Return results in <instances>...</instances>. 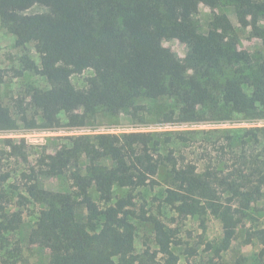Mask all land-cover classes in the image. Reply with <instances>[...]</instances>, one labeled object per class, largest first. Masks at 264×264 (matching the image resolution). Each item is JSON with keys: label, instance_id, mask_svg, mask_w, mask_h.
<instances>
[{"label": "trees", "instance_id": "obj_1", "mask_svg": "<svg viewBox=\"0 0 264 264\" xmlns=\"http://www.w3.org/2000/svg\"><path fill=\"white\" fill-rule=\"evenodd\" d=\"M229 1L240 25L251 26L253 34L264 39V0ZM200 3L213 10L207 33L195 17ZM219 3L0 0L1 25L26 51L23 71L49 84L31 86L25 97L17 98L14 109L0 96V124L10 131L52 132L77 127L98 109L145 121L146 107L137 100L162 97L178 104L162 113L166 124L226 122L237 116L264 120V53L252 62L241 57L237 28L227 14L215 12ZM37 4L49 10L27 13ZM171 39L186 44L184 58L163 45ZM31 43L41 64L29 54ZM86 70L93 71L88 86L76 87L72 77ZM235 131L243 132L241 151L233 147ZM222 132L227 133L229 148L218 150L215 157L212 152L206 155L204 167L169 146ZM262 134L264 126L61 135L54 137L59 145L54 154L45 145L38 152L25 138L0 137V237L18 226L20 220L9 212L18 197L42 206L31 241L51 251L48 264H180L167 225L139 207L132 192L160 184L165 164L171 184L165 203L178 217H196L203 226L207 216L215 214L223 223V245L228 247L246 210L264 193V148L260 153L254 149L262 143ZM53 177L67 178L73 190L48 189L46 179ZM117 187L131 190L118 197ZM135 219L154 225L159 250L136 252ZM262 235L264 244V231Z\"/></svg>", "mask_w": 264, "mask_h": 264}, {"label": "rangeland", "instance_id": "obj_2", "mask_svg": "<svg viewBox=\"0 0 264 264\" xmlns=\"http://www.w3.org/2000/svg\"><path fill=\"white\" fill-rule=\"evenodd\" d=\"M49 9L37 4L27 11V13H43ZM215 12L227 14L233 21L239 34V51L241 57L252 62V60L264 53V39L256 37L251 26L240 25L236 7L229 0H220ZM201 30L204 33L209 31V24L213 17V10L203 4H199L198 12L195 15ZM151 34L156 31L153 28L147 30ZM163 45L171 48L179 56L184 58L188 48L185 43L178 39L163 40ZM30 56L38 64H41L39 54L36 52L34 44L29 45ZM25 49L17 46L16 36L10 33L1 25L0 20V96L4 102L12 109L15 108L17 98L27 95L31 86L48 87V82L34 72L23 71L22 56ZM22 72V73H21ZM93 75L92 70H86L82 74L72 77V82L78 88L88 86L87 78ZM138 105L146 107L144 113L145 121L134 119L131 115L121 113L113 115L102 109L96 110L89 119H84L77 127H64L52 132L43 130H29L20 128L15 131L8 130L0 124V137L25 138L29 144L35 146V150L42 151V145L50 154H54L59 148L55 136L74 134H95L103 132L120 133L129 131H177V130H210L221 128L223 130L232 128H245L253 126H264V120L247 121L242 117L221 122L206 121L201 123H162V113L172 108H177V102L173 98L162 97L158 99L140 98ZM82 112V109L78 110ZM237 143L233 147L242 150V143L239 138L243 136L242 131H235ZM24 135V136H23ZM226 132L209 133L198 136L193 143L173 142L174 148L184 151L189 158L199 162L201 167L205 165L206 155L218 156V150L223 147L229 148L226 144ZM262 143L255 144L256 153H260L264 148V135ZM168 144L162 146L161 151L166 153ZM229 156L231 153L228 154ZM229 158V157H228ZM85 164V160L83 161ZM230 166L233 162L229 163ZM238 166H234L233 169ZM169 166L163 164L158 175L160 184L151 186H141L132 190L138 206H145L151 214L158 216L172 233V250L179 257L180 264H264V254L262 252L264 244L261 243L264 231V193L258 196L246 210L247 216L237 229L231 244L228 247L223 245L224 226L219 217L215 214L207 216L205 226L196 217L181 218L175 211L165 203L167 188L171 185L169 177ZM45 186L54 191H72V184L67 178H47ZM264 192V184H263ZM131 189L116 188V195L124 197ZM93 194L98 198L95 191ZM42 206L35 203H25L18 197H14L9 212L19 219L15 230L5 232L0 237V264H48L51 251L39 246L31 241V234L35 228L37 217ZM137 226L136 252L145 251L156 252L159 246L156 241L155 227L151 222L135 219ZM162 253H158L161 259Z\"/></svg>", "mask_w": 264, "mask_h": 264}, {"label": "built area", "instance_id": "obj_3", "mask_svg": "<svg viewBox=\"0 0 264 264\" xmlns=\"http://www.w3.org/2000/svg\"><path fill=\"white\" fill-rule=\"evenodd\" d=\"M24 136V135H23Z\"/></svg>", "mask_w": 264, "mask_h": 264}]
</instances>
